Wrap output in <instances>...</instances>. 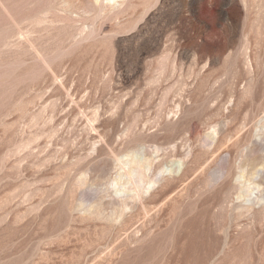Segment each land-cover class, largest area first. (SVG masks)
Listing matches in <instances>:
<instances>
[{"label":"rangeland","instance_id":"obj_1","mask_svg":"<svg viewBox=\"0 0 264 264\" xmlns=\"http://www.w3.org/2000/svg\"><path fill=\"white\" fill-rule=\"evenodd\" d=\"M0 264H264V0H0Z\"/></svg>","mask_w":264,"mask_h":264}]
</instances>
